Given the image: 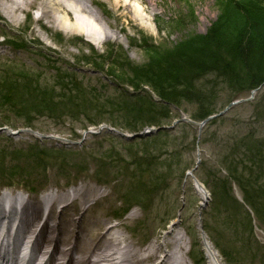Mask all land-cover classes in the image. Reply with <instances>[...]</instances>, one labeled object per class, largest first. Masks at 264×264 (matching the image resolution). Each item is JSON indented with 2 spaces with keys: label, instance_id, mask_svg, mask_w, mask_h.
I'll list each match as a JSON object with an SVG mask.
<instances>
[{
  "label": "rangeland",
  "instance_id": "1",
  "mask_svg": "<svg viewBox=\"0 0 264 264\" xmlns=\"http://www.w3.org/2000/svg\"><path fill=\"white\" fill-rule=\"evenodd\" d=\"M47 1L33 0L32 6L16 10L23 4L22 0H0V79L9 74L13 80L16 76L19 80L34 79L42 88H52L59 77L75 74L88 89L85 100L89 105L74 100L69 105L73 114L60 120L43 117L34 111L29 118L12 110L0 111V124L8 121L3 127L8 131L0 127V150L5 148L7 153L32 151L36 155L33 159L30 157V164L23 161L26 157L14 161V169L21 165L16 173L9 169L0 172V186L13 185L12 188L22 190L31 200L38 196L32 192L36 190L41 191L40 195L50 192L58 196L75 189L92 188L93 197L84 206L87 212L81 215L85 218L83 225L104 217L110 220L108 226L119 224L124 236L140 247L153 242L162 244L164 237L175 229L183 237L184 251H175L178 263L182 264H264V208L260 214H255L239 202L220 200L222 204L215 205L210 194L209 199L202 202L194 180L186 175L199 161L197 133L194 135L193 131L187 134L176 130L172 132L174 135L163 136V140L156 143L163 144L167 140L168 152L163 150L161 161L156 164L150 161L146 165L145 154L141 151L146 138L136 139L143 134L140 126L136 130L127 129L108 111L116 102H122L124 90L130 91L124 84L128 74L123 78L110 76L107 70L101 74L92 64H87L88 60L101 63L99 56L110 58L119 51L118 56L122 58L123 55L130 64L141 68L148 62L145 43L152 49L176 51L187 37L206 35L230 0H65V7L82 5L81 16L93 18L99 28L113 31L119 37V40H107L101 48L86 37L72 34L69 28L55 25L54 17L65 15L58 8H47L51 13L42 15L40 7ZM256 1L264 6V0ZM3 3L15 10L13 15L6 12ZM72 16L78 18L76 14ZM252 21L248 19V26ZM113 58L110 61L116 66ZM110 65L106 69L109 70ZM120 72L117 69V75ZM219 90L216 104L220 111L232 100L251 101L232 107L203 133L199 146L202 162L195 176L211 194L219 184L216 178L226 174L218 164L222 157L220 150L233 154L236 144L249 132H255L257 140L264 141V87L255 94L246 92L232 100L234 93L225 84L221 83ZM90 108L104 114L99 119L100 126L119 130L129 139L105 129L98 136L86 135L95 130L90 119L97 114L89 112ZM196 110V106L189 105L179 110L173 108V114L179 117L185 112L192 117ZM29 123L33 128L29 129L34 132L57 137L60 141L18 134ZM115 124L120 126L114 128ZM131 143L132 149L126 151ZM262 148L264 150V146ZM7 153L0 157L3 166L10 168L12 157ZM168 167L171 170H167ZM236 195L241 197L238 191ZM68 200V203L74 201V205L81 203V198L78 202ZM129 211H136L138 219H128ZM203 238L212 244L217 256L215 261L206 255ZM167 246L168 251L171 250L172 246Z\"/></svg>",
  "mask_w": 264,
  "mask_h": 264
},
{
  "label": "trees",
  "instance_id": "2",
  "mask_svg": "<svg viewBox=\"0 0 264 264\" xmlns=\"http://www.w3.org/2000/svg\"><path fill=\"white\" fill-rule=\"evenodd\" d=\"M259 3L256 0L226 2L225 12L223 11L218 17V22L209 28L207 35L187 37L179 43L176 51L152 49L145 43L148 62L141 68L137 69V66L130 64L123 55L122 58L118 56L119 51L112 54L110 58L99 56V59H102L101 63L88 60L87 64H92L101 74L106 70L109 71L110 76L115 77L123 78L125 74H128L124 84L134 88L135 94L125 90L121 95L122 102H116L108 111L119 119L120 125L129 127L131 130H136L137 126L143 130L147 127L168 125L173 118V107L184 109L189 105L197 107L192 119L201 122L217 113L216 102L219 98L221 83L225 84L228 90L233 91L231 100L263 86L264 6ZM250 18L253 21L248 26L247 21ZM112 57L116 59L114 60L116 66L110 61ZM108 64H111L109 70L106 69ZM117 69L121 71L118 75ZM8 75L0 79V111L12 110L25 118H29L36 112L43 117L60 120L73 114L69 111V105L74 100L77 102L81 100V105H89L85 100L88 89L84 81H80L75 74L59 77L52 88H42L39 81L36 82L34 79L19 80L16 76L13 80ZM145 86L150 87L159 100H154L153 96L146 91L139 92L141 89L144 90ZM66 103L68 105H65ZM89 112L97 114L90 119L91 126L100 125L99 119L104 114L95 108H90ZM217 122L218 120L213 121L210 126ZM7 124L8 121L4 125L0 124V127ZM30 126V123L25 124L26 128ZM179 130L187 134L191 131L194 135L197 133L194 127L186 124L181 125ZM169 135L161 133L152 140L145 141L141 151L145 154L146 165H149L150 161L155 162L154 164L161 161L160 152L163 150L168 152L167 140L163 144L157 143L163 140V136ZM263 146L264 141H258L255 132H249L236 144L233 154L229 155L220 150L222 157L218 160V164L224 168L226 174L216 178L219 184L212 189L215 205L222 204L220 200L237 204L232 188L233 185H237L246 206L260 214L262 207L264 208ZM132 147L133 145L126 151L131 150ZM243 148H246L245 152H241ZM6 153L5 148L0 150V155H6ZM41 153L43 150L39 154ZM7 154L12 157L9 163L10 168L3 166V160L0 157L2 173L5 169L16 173L21 165L18 169H14L13 163L20 161L21 157L27 158L23 159L27 164L31 163L30 157L32 159L36 157L32 151ZM18 156L20 157L18 160L13 159ZM167 170L171 169L168 167Z\"/></svg>",
  "mask_w": 264,
  "mask_h": 264
},
{
  "label": "bare ground",
  "instance_id": "3",
  "mask_svg": "<svg viewBox=\"0 0 264 264\" xmlns=\"http://www.w3.org/2000/svg\"><path fill=\"white\" fill-rule=\"evenodd\" d=\"M22 1L23 4L18 5L16 10L33 5V0ZM63 3L65 0L47 1L40 7L43 11L42 15L47 16L46 14L51 13L47 11V8L52 10L58 8L65 15L61 18L54 17L55 25L61 29L69 28L72 34L86 37L89 42L95 43L99 48L111 38L119 40L113 31H104L101 27L99 28L93 18L81 16L80 13L84 10L82 5L73 4L71 7L67 5L65 7ZM2 6H5L8 14L13 15L15 12L7 3H3ZM73 14L78 15V18L73 19ZM196 189L204 202L205 191L197 185ZM91 190L92 188L75 189L58 196L47 194L45 198L48 200H46L47 203H50L48 212L45 211L42 202L33 204L34 199L41 201L39 197L25 203L19 212L1 210L0 225L5 226L4 236L8 231L10 235L6 239L12 240L7 243L13 244L16 241L19 245L30 247L32 250L36 247L37 257L40 260L43 258L45 264H182L178 263L175 251L176 249L180 252L184 251L181 246L183 237L175 229L164 237L162 244L153 242L140 247L134 240L130 241L124 236L119 224L108 226L110 220L104 217L90 220L83 225L85 218L81 215L87 212L84 206L87 200L93 197L94 193ZM79 198H81L80 204L74 205V201L68 203V199H76L78 202ZM130 218L137 220V212L132 211L128 219ZM34 233L35 238L30 240L29 237ZM207 244L206 255L210 260L215 261L217 256L214 249L211 244L208 242ZM167 245L172 246L171 250L168 251ZM13 247L9 246L8 249ZM4 254L10 256V253L6 251ZM41 263L44 261L42 260Z\"/></svg>",
  "mask_w": 264,
  "mask_h": 264
},
{
  "label": "water",
  "instance_id": "4",
  "mask_svg": "<svg viewBox=\"0 0 264 264\" xmlns=\"http://www.w3.org/2000/svg\"><path fill=\"white\" fill-rule=\"evenodd\" d=\"M239 104L238 102H233L224 112H222L220 115L217 116H211V118H208L207 120L203 121L199 126H200V131L203 129V127H205V125H207L208 123H210L214 118L219 117L224 115L226 112L230 111L232 109V107H234L235 105ZM181 122H190L187 118H183L182 120H180ZM102 129H100L99 131H101ZM111 132H115L113 130L108 129ZM7 131V130H5ZM19 133H31L33 135H37L36 133H34L32 130H22ZM142 136V135H141ZM45 139H57L59 140V138L51 136V137H45Z\"/></svg>",
  "mask_w": 264,
  "mask_h": 264
}]
</instances>
